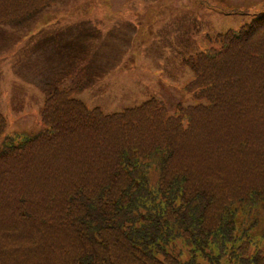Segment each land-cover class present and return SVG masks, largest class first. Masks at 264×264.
I'll return each instance as SVG.
<instances>
[{
	"label": "trees",
	"instance_id": "trees-1",
	"mask_svg": "<svg viewBox=\"0 0 264 264\" xmlns=\"http://www.w3.org/2000/svg\"><path fill=\"white\" fill-rule=\"evenodd\" d=\"M58 1L0 0V24ZM261 11L189 59L194 104L175 115L156 99L106 114L67 89L35 132L6 135L0 115V264H264L249 254L264 220Z\"/></svg>",
	"mask_w": 264,
	"mask_h": 264
},
{
	"label": "rangeland",
	"instance_id": "rangeland-1",
	"mask_svg": "<svg viewBox=\"0 0 264 264\" xmlns=\"http://www.w3.org/2000/svg\"><path fill=\"white\" fill-rule=\"evenodd\" d=\"M262 5L264 0H59L30 18L0 24L6 135L37 131L43 103L58 85L69 84L74 98L106 114L156 99L175 115L194 104L184 92L194 76L189 59L213 47L209 38L250 23ZM263 231L261 219L250 255L264 250Z\"/></svg>",
	"mask_w": 264,
	"mask_h": 264
},
{
	"label": "crops",
	"instance_id": "crops-1",
	"mask_svg": "<svg viewBox=\"0 0 264 264\" xmlns=\"http://www.w3.org/2000/svg\"><path fill=\"white\" fill-rule=\"evenodd\" d=\"M68 85H69V84H68ZM68 85H67V86H65V85H58V86H59V87H62V88H66V87H69ZM78 85H83V83L80 82V83H78ZM78 85H77V86H78Z\"/></svg>",
	"mask_w": 264,
	"mask_h": 264
}]
</instances>
